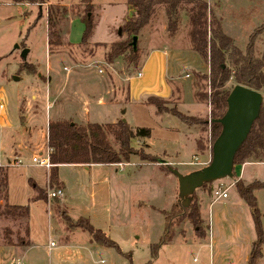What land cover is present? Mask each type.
Instances as JSON below:
<instances>
[{
	"label": "rangeland",
	"instance_id": "obj_1",
	"mask_svg": "<svg viewBox=\"0 0 264 264\" xmlns=\"http://www.w3.org/2000/svg\"><path fill=\"white\" fill-rule=\"evenodd\" d=\"M47 1L51 6L65 10L57 25L62 43L60 47L50 48L47 43L46 4L0 0V104L4 105L0 115L3 121L0 127V163L7 155H16L29 162L31 154L39 150L46 153L49 120H72L80 125L88 120L94 123L90 117L83 118L85 112L96 104L99 96L110 101V92L106 90L113 88L117 93L114 102L120 108V113L115 114L116 118L122 117L131 130L149 128L150 135L147 138L135 137L131 145L138 154L131 155L127 163L112 167L117 169V178L110 182L117 181L119 184L111 191L118 193L117 198L112 194L108 198L107 189L104 199L95 205L94 210L85 214L94 227L117 243L121 253L106 246L90 250L85 233L69 235L70 242L65 243L67 238L63 234L68 235L76 224L85 220L71 222L61 198L47 196L48 191L56 187L49 183V172L46 175L45 168L38 165H32L34 169L24 166L0 167L3 171L8 169L11 182L9 195L14 196L9 197L10 200L22 203L29 212L24 219L5 216L3 206L11 204L6 201V189L0 184V241L4 230L12 229L17 236L14 239L30 245L28 251L23 249V253L6 250L0 245V264H145L150 260L151 247L164 233L165 242L158 248L157 259L151 264H212L213 239L221 243L218 246L221 251L228 250L226 256L221 254L222 257L215 253V260H220L222 264H240L244 255L243 244L255 238L250 208L237 196L234 185L229 187L226 198L214 199L212 194L219 185L226 187L232 179L238 180L239 172L233 168L232 178L206 183L194 191L191 201L199 206V229L182 214L175 210L170 212L172 205L179 201L178 182L161 161H176L185 157L187 150H179L180 155H175L173 148H170L166 151L167 156L156 155L162 153L164 143L180 145L184 140L177 133L167 132L170 136L165 134L162 125L177 126L183 125V122L199 124L208 134L210 146L213 142L210 114L199 119L185 114V109L180 110L179 106L185 103L183 107L189 109V104L209 105L203 96L208 95L209 86L207 79L202 77L204 72L207 74V66L198 56L187 54L189 38L185 17H180L176 35L170 37L165 17L161 10L158 11L156 17L137 35V62L125 54L109 62L106 44L126 37L121 30L124 17L128 14L125 0H92L88 8L80 0ZM207 2L215 17H220L223 32L232 38L237 48L244 50L250 32L264 21V0ZM83 17L95 24L86 46L79 45L84 29ZM164 43H168L169 49L174 47V51L185 50L181 57L186 59L171 61L174 71L168 72L167 76L165 72L162 75L167 77L172 91L166 97L150 95L138 99L147 103L149 98H155L165 109L162 113L172 114L160 121L149 107L130 105L126 91L129 80L141 72L144 55L153 49H160ZM24 49L27 52L22 55ZM257 50L264 53V35L258 42ZM25 64H31L35 73H26L23 69ZM15 77L17 80H14ZM199 92L202 97L197 96ZM125 109L126 112L122 113ZM174 112L180 113L185 121L174 116ZM175 167L184 174L186 168ZM190 168L196 169L194 166L187 169ZM73 169L70 166L60 169L61 175L71 186L80 179ZM33 170L41 172L38 184L45 193L43 199L38 197V187L30 184L26 191L22 185L23 176L31 174ZM241 178L245 184L264 178V162L247 165ZM254 196L262 213L260 219L264 230V190L254 191ZM77 211L73 210L72 213ZM27 229L29 238L21 236ZM51 240L55 246L48 251L47 245ZM236 248H240V253H235Z\"/></svg>",
	"mask_w": 264,
	"mask_h": 264
},
{
	"label": "trees",
	"instance_id": "obj_2",
	"mask_svg": "<svg viewBox=\"0 0 264 264\" xmlns=\"http://www.w3.org/2000/svg\"><path fill=\"white\" fill-rule=\"evenodd\" d=\"M13 1L15 3L46 4L47 43L50 48L62 45L57 25L61 20V16L65 13L64 9L59 8V6H51L47 0ZM80 1L88 8L92 0ZM125 4L128 14L124 17L121 30L126 37L123 40L113 41L109 44L106 53L107 60L112 62L114 58L125 54L127 58L134 59L137 62V47L134 51L131 46L132 36H137L140 30L152 18L156 17L158 11L161 10L165 17L167 32L170 37L176 35L180 17H185L191 50L207 66V74L204 72L202 77L207 79L209 93L208 95L203 94V96L208 101L211 119L222 116L226 108V97L230 89L236 84L256 90L263 95L259 116L236 152L234 165L244 162L263 163L264 53L258 52L257 45L264 35V21L250 32L244 50H240L233 44L232 38L223 32L221 24L213 11H211L207 0H125ZM82 20L84 29L79 45L86 46L93 33L95 24L87 17H83ZM23 69L28 74L35 73L31 64L23 65ZM197 96L202 97V94L199 92ZM156 100L151 97L147 103L154 105L157 112L165 111ZM173 115L185 121V118L180 113L174 112ZM219 131L220 125L216 122H211L210 133L213 140ZM149 135V128L139 127L131 130L126 121H122L121 118L113 124L86 123L84 125L76 124L72 120H49L46 137L49 161L52 164L49 169V183L55 185L56 188L61 187V183L58 181L57 169L60 164L127 163L131 155L138 154L137 150L131 145V141L135 137L147 138ZM1 171L0 184L5 188L6 174L5 170L0 169ZM234 186L239 197L250 208L255 231V239L251 244L246 264H257L258 258L261 257V247L264 245V232L254 191L264 188V181L253 180L245 184L238 179L235 181ZM38 197L45 198L43 190L39 189ZM174 210L200 229L198 226L200 224L199 206L194 204L193 201H190L187 207H182L181 202L177 201L172 205L170 212ZM2 213L7 217L16 218L20 216V219H24L27 216L28 209L24 205H8L6 203L3 206ZM76 225L90 233L97 244L113 247L120 252L117 243L100 229H95L87 221ZM9 234L10 231L5 229L4 239L7 242H9ZM164 235L160 237L156 245L151 247L150 260L145 264H150L157 258V250L165 242Z\"/></svg>",
	"mask_w": 264,
	"mask_h": 264
},
{
	"label": "crops",
	"instance_id": "obj_3",
	"mask_svg": "<svg viewBox=\"0 0 264 264\" xmlns=\"http://www.w3.org/2000/svg\"><path fill=\"white\" fill-rule=\"evenodd\" d=\"M214 15L215 12L213 11ZM155 18V17H154ZM152 18V19H154ZM152 19L149 21V23L152 21ZM217 19L220 22V17H217ZM149 23L146 25L148 26ZM221 24V23H220ZM222 27V25H221ZM189 41V40H188ZM111 43V42H110ZM188 49L186 50L188 53V56L191 57H197V55L191 50L190 42H188ZM168 44V43H167ZM167 44L164 43L163 47L160 49H153L151 50L148 54L144 55L142 58L141 62V77L140 78H135L132 77L130 81V85L127 88L126 94L127 98L131 100L130 105H140L142 107L150 108L152 112L159 118L161 121L162 119L169 118L172 114L167 113V112H157L156 108L152 104L145 103L144 101L138 100L142 98H146L147 96L154 95V96H159V97H166L168 96L171 91L172 87L168 85L166 81V76L168 72L174 71L172 66L170 65L171 61H181L183 58L186 59V57H181V55L185 52V50H175L174 47L168 48ZM109 43L106 44V47L108 48ZM165 72L166 76H162L163 73ZM158 77V82L157 78ZM168 79L171 80V78L168 77ZM107 93L110 92V97L111 100H104V97L99 96L97 98V102L95 105L90 106V108L85 112V119L86 117H90L94 123H99V124H106V123H115L118 119L122 118H116L115 114L116 112L120 113V108L118 107L117 104H115L114 100L117 95L115 92L114 88L110 90H106ZM115 96V97H114ZM137 100V101H135ZM185 104V103H183ZM183 104L181 103L180 110L185 109L184 113L192 117L196 118H204L209 114V105L206 104H189L188 106L189 109H186V107H183ZM188 105V104H186ZM126 112V109L122 112ZM182 112V111H180ZM3 113V110H0V115ZM121 113V114H122ZM183 113V112H182ZM169 116V117H168ZM182 121V120H181ZM2 117L0 116V127L3 125L2 124ZM90 121L88 120L87 123ZM183 122V121H182ZM167 125V124H166ZM164 129L165 134L169 135L177 133L179 134L180 137H184L183 143L180 145L174 144L173 146L168 143H164L162 146V153L161 154H156L162 156H167L166 151L169 150L170 148H173V153L175 155H180L182 151H186L187 153L185 154L186 156L180 159H176V161H170L166 159H162V164L164 166H172L173 168H176L175 166H182L185 169V172H191L193 170L199 169L202 166L206 165L211 157V146H210V141H209V136L206 133L205 130L201 129L199 124H194V125H189L183 122V125H177V126H172V125H167L161 126ZM168 132V133H167ZM175 135V136H177ZM170 136V135H169ZM181 152H180V151ZM35 154H44V152H41L39 150L36 153L31 154L30 156H33ZM16 156V155H15ZM8 158L10 156H4L3 158ZM5 158V159H6ZM3 159V161L5 160ZM26 160V159H25ZM27 161V160H26ZM256 162H244L241 164H236L234 165V169L239 172L238 179H242L241 175L243 174V170L247 165H253ZM260 163V162H259ZM174 164V165H173ZM263 164V163H260ZM65 166H70L73 167L74 173L80 178L78 179L77 182L74 183L73 186H71L68 181L63 177L60 173V169ZM115 166V164H60L57 166L58 169V181L61 183V188L63 192V198L58 197V199L61 198V203L65 207L67 211V216L71 222H75L78 219H84L87 221L89 224H91L88 219L85 217V214H87L88 211L94 210L93 208L95 205L104 199L105 194H107V189L109 190L108 193V198H111L114 196L117 198L118 193L112 192L111 190L114 188H117V181L115 183L110 182L115 180L117 177L116 172L117 169H112V167ZM196 167L195 168H190L187 169L188 167ZM24 167H34L32 165L24 166ZM37 167V166H36ZM39 167V166H38ZM178 170V169H177ZM187 170V171H186ZM46 172V173H45ZM45 174L49 172V170H45ZM184 172V173H185ZM41 172L38 170H33L31 174L23 176L24 180L22 181V185L24 188L29 190V185L31 184L33 187H38L39 189H43L41 186L38 184V179L39 175ZM5 174H6V201L8 200V203L11 205H22V203L18 202H13L10 200V198H14V196L11 193L10 197V179L8 176V169H5ZM16 174V173H14ZM45 175V177H46ZM45 179V178H44ZM237 178H235L236 180ZM47 180V178H46ZM233 180V179H232ZM253 180H259V181H264V178H259V179H253ZM251 180V181H253ZM249 181L248 183H250ZM47 182V181H46ZM110 185V187H108ZM124 185V183H122ZM133 186V185H132ZM125 188V187H124ZM127 188H129L127 186ZM119 189V188H118ZM264 190L262 189H257L255 192ZM239 197V195L237 194ZM10 197V198H9ZM38 198V197H37ZM240 198V197H239ZM256 198V197H255ZM78 210L77 213H72L73 210ZM259 209V208H258ZM260 215H262L261 211L259 210ZM29 212L27 213L28 216ZM261 221V219H260ZM92 225V224H91ZM93 226V225H92ZM262 226V225H261ZM94 227V226H93ZM95 229H99L97 227H94ZM9 230V229H8ZM101 230V229H100ZM263 230V228H262ZM9 242L5 241L4 239V234H3V239L1 238L0 245L2 248L9 250V251H19L20 253H23V249L25 251H28L30 248V245L28 242H24L23 240L18 241L17 239H14L16 236V233L13 232L12 229L9 230ZM102 231V230H101ZM103 232V231H102ZM264 232V230H263ZM85 233V241L86 244L89 246L90 250L91 249H101L100 247H103L99 244H97L93 239L90 233H88L85 230H82L80 227H76L71 230V232L67 234H63L67 239L65 240L66 242H70V239H68L69 235H75V234H84ZM105 233V232H104ZM21 235V233H20ZM106 235V233H105ZM21 236H25L26 238H29L28 234V229L22 233ZM255 239V238H254ZM253 239V240H254ZM252 241H248V244H243L242 246V251H243V259L240 264H246L247 257L250 251V247L252 244ZM213 241L212 243V264H222L220 260H215V253L216 256L222 257L224 254L226 256V253L228 250H220L216 239L211 240ZM50 242H54L51 240ZM50 242L47 245L48 251L51 250L52 247L55 246V242L53 246H50ZM86 248V246H84ZM240 248H236L235 253H240L239 252ZM122 251V250H121ZM223 254V255H221ZM228 255V254H227ZM158 256V255H157ZM157 259V258H156ZM155 259V260H156ZM17 260V259H16ZM154 260V261H155ZM152 261V262H154ZM18 262V261H17ZM151 262V263H152ZM150 263V264H151ZM257 264H264V245L261 247V257L258 258Z\"/></svg>",
	"mask_w": 264,
	"mask_h": 264
},
{
	"label": "water",
	"instance_id": "obj_4",
	"mask_svg": "<svg viewBox=\"0 0 264 264\" xmlns=\"http://www.w3.org/2000/svg\"><path fill=\"white\" fill-rule=\"evenodd\" d=\"M136 39L137 36H132L131 46L134 51ZM26 52L24 49L22 55ZM14 80H17V77ZM262 102L263 95L260 92L240 84L234 85L226 97V108L222 116L211 119V122L220 125V131L211 144L209 162L184 174L168 166V170L177 178V197L183 207L189 205L191 195L197 188L209 182L233 177L235 154L258 118Z\"/></svg>",
	"mask_w": 264,
	"mask_h": 264
},
{
	"label": "built area",
	"instance_id": "obj_5",
	"mask_svg": "<svg viewBox=\"0 0 264 264\" xmlns=\"http://www.w3.org/2000/svg\"><path fill=\"white\" fill-rule=\"evenodd\" d=\"M99 71H101L99 69ZM137 78L141 77V72H138L136 74ZM4 109V105L0 104V110ZM28 165H38L39 167H43L47 170H49L52 167V164L49 161V156H48V151L44 154H35L31 156L29 162H27L25 159L18 157V156H13V157H8L4 160L3 163H0V167H5V166H13V167H20V166H28ZM235 179L231 181L229 185L224 187L222 184L218 186L217 189L212 191V194L214 199H220V198H226L227 197V191L230 186L234 185ZM63 194L61 188H55L52 190H49L47 193V196L49 198H58L61 197ZM54 242H50V246H53Z\"/></svg>",
	"mask_w": 264,
	"mask_h": 264
}]
</instances>
